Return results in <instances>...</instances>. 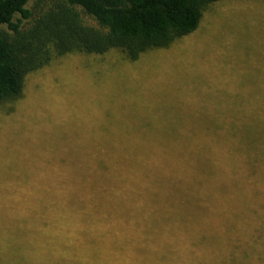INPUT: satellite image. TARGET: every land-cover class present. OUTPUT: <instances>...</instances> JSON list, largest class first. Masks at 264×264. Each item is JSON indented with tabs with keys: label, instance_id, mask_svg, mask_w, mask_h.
Masks as SVG:
<instances>
[{
	"label": "trees",
	"instance_id": "1",
	"mask_svg": "<svg viewBox=\"0 0 264 264\" xmlns=\"http://www.w3.org/2000/svg\"><path fill=\"white\" fill-rule=\"evenodd\" d=\"M32 1L0 0V109L65 55L117 50L134 62L168 50L221 0H45L36 14ZM257 110L247 124L192 128L197 141L184 127L159 141L138 135L148 127L113 124L110 140H73L59 173L16 175L19 188L0 189V264H264V168L253 192L223 166L224 147L264 139Z\"/></svg>",
	"mask_w": 264,
	"mask_h": 264
},
{
	"label": "rangeland",
	"instance_id": "2",
	"mask_svg": "<svg viewBox=\"0 0 264 264\" xmlns=\"http://www.w3.org/2000/svg\"><path fill=\"white\" fill-rule=\"evenodd\" d=\"M41 2L45 7V0L28 7L36 14ZM256 109L264 115V0H221L205 10L194 33L168 50L134 62L117 50L73 53L29 74L23 97L0 109V177L6 176L0 189L19 188L16 175H56L60 159L72 158L73 140H110V124L123 131L148 127L138 135L150 130L159 141L184 127L197 141L192 128L247 124L246 113ZM243 147H224L223 166L234 185L251 190L255 167L264 168V139ZM256 212L263 215L256 221L264 242V208Z\"/></svg>",
	"mask_w": 264,
	"mask_h": 264
}]
</instances>
